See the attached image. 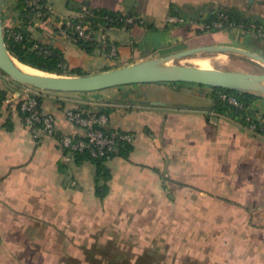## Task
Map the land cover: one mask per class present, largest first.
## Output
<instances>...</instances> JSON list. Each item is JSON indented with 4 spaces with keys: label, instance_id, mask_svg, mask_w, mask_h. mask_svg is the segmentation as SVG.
Returning a JSON list of instances; mask_svg holds the SVG:
<instances>
[{
    "label": "crops",
    "instance_id": "obj_1",
    "mask_svg": "<svg viewBox=\"0 0 264 264\" xmlns=\"http://www.w3.org/2000/svg\"><path fill=\"white\" fill-rule=\"evenodd\" d=\"M47 3L57 11L63 5L75 11L86 3L134 12L144 20L130 29L108 30L119 48V60L113 62L105 50H88L58 36L52 26L21 16L19 0L1 1L3 24L60 50L67 75L97 73L205 44L264 50V40L248 28L205 31L188 22L167 21L170 15L208 20L213 11L224 9L248 24L264 26V0ZM15 86L0 72V264H71L83 260L88 233L105 234V229L138 245H171L166 257L176 264H264L263 135L219 112L215 101L190 110L160 102L157 96L134 95L126 98L128 103L124 97L134 89L131 85L45 95L41 106L55 115L61 132L84 135L83 128L67 119L66 110L85 105L106 114L108 127L134 134L128 156L106 159L110 178L97 182L93 161L78 160L54 136L33 139L18 106L6 101ZM251 106L264 115V99ZM105 183L108 192L101 197L97 186Z\"/></svg>",
    "mask_w": 264,
    "mask_h": 264
},
{
    "label": "built area",
    "instance_id": "obj_2",
    "mask_svg": "<svg viewBox=\"0 0 264 264\" xmlns=\"http://www.w3.org/2000/svg\"><path fill=\"white\" fill-rule=\"evenodd\" d=\"M23 1L27 9L26 17L52 26L58 36L69 42L79 45L83 43L105 50L113 62L119 60V48L110 38L108 30L110 28L130 29L144 23L142 18L131 14L118 17L105 16L99 19L94 8L86 3L68 15H56L55 11L48 5L47 0ZM167 21L174 24L188 22L205 31L248 28L264 40V26L238 21L232 17L229 11L224 9L213 11L212 17L208 20L186 19L182 16L170 15ZM7 32L16 41L23 39L24 31L22 29L10 26L7 28ZM34 49L40 53H50V47L41 43H36ZM60 66L65 67V63H61ZM39 95L42 94L33 90L29 85L17 84V86L12 87L11 94L6 99L8 103H15L18 106L24 125L35 141H39L45 136H54L61 147L71 154L88 153L92 158L105 157L110 153L117 152L120 144H132L134 142V134L131 131L108 127L106 114L95 109L82 107L68 108L66 117L74 125L83 128L84 135L75 136L61 132L57 127L55 115L44 111L41 107ZM220 98L236 109L242 110L244 107V103L232 94L222 93ZM237 121L248 131L264 136V115L261 113L255 111V117L247 115L245 123Z\"/></svg>",
    "mask_w": 264,
    "mask_h": 264
},
{
    "label": "water",
    "instance_id": "obj_3",
    "mask_svg": "<svg viewBox=\"0 0 264 264\" xmlns=\"http://www.w3.org/2000/svg\"><path fill=\"white\" fill-rule=\"evenodd\" d=\"M214 53L238 55L264 66V56L255 51L230 44L214 43L185 48L91 74L67 75L45 71L31 73L19 65L20 61L8 49L0 0V71L16 84L57 92H93L139 83L189 82L248 93L264 99V72L253 73L177 63L183 57Z\"/></svg>",
    "mask_w": 264,
    "mask_h": 264
},
{
    "label": "rangeland",
    "instance_id": "obj_4",
    "mask_svg": "<svg viewBox=\"0 0 264 264\" xmlns=\"http://www.w3.org/2000/svg\"><path fill=\"white\" fill-rule=\"evenodd\" d=\"M5 3H9V0H1ZM6 5V4H5ZM7 7V6H6ZM55 9L56 15H68L72 12L65 8L63 5L62 9L58 11ZM39 22V21H38ZM223 31V30H217ZM259 54L264 56V50L259 49ZM214 58V64L212 67H217L227 70H243L253 73H263L264 66L256 61L246 59L238 55H229L222 53L198 55ZM196 56V57H198ZM190 57H185L177 61L179 64H190ZM220 58V60H217ZM1 72V71H0ZM130 85L116 86L126 87ZM133 90L127 92L129 96H125L126 102H130L131 97L143 96L151 97L157 96L160 102H167L169 105H174L182 109H197V108H208L215 101L214 87L208 85H199L196 83L189 82H154V83H139L131 84ZM33 90L40 92L43 96L47 94H56L63 96L75 95L77 92H57L50 90H41L37 87L30 86ZM115 87L108 88L111 90ZM128 89V88H124ZM123 91V90H122ZM125 91V90H124ZM95 92V91H93ZM82 93V92H80ZM135 95V96H134ZM212 97V98H211ZM214 97V99H213ZM127 98V99H126ZM239 99V98H238ZM257 99H261L258 98ZM241 100V99H240ZM256 100V99H255ZM138 104L140 102L138 101ZM145 104V103H144ZM253 109V106H251ZM254 110V109H253ZM255 111V110H254ZM255 115V113H254ZM239 123V122H238ZM241 124V123H240ZM105 229L106 233L89 232L88 243L86 244L85 254L82 252V259H73L71 264H115V261L121 264H176L175 259H169L166 254H169L170 246L163 247L162 245L153 244H135L128 236L121 237L118 233L115 234L113 230ZM169 232H173V229H168ZM180 233V232H179ZM173 234H171L172 237ZM177 233H175L176 237ZM85 246V245H84ZM83 246V247H84ZM157 247V248H156ZM155 248L152 253H148L147 250ZM83 251V250H82ZM163 251V252H162ZM72 253H78V250L72 249ZM87 253V254H86ZM174 256V255H173ZM85 259V260H84ZM114 259V262H113ZM190 264L189 261L184 263ZM117 264V263H116Z\"/></svg>",
    "mask_w": 264,
    "mask_h": 264
},
{
    "label": "trees",
    "instance_id": "obj_5",
    "mask_svg": "<svg viewBox=\"0 0 264 264\" xmlns=\"http://www.w3.org/2000/svg\"><path fill=\"white\" fill-rule=\"evenodd\" d=\"M17 10L19 11L21 16L23 17L26 16L27 9L25 8V3L23 0H19ZM94 12L99 19H102L105 16L118 17V16L125 15V14L136 15L134 12L121 13V12L113 11L107 8H94ZM232 17L238 21H243L242 19H239L238 17H235L234 15H232ZM3 20H4V17H3ZM102 21L109 22L105 20H102ZM8 27H10V25H6L4 23L5 39H6L8 49L21 63H24L38 70L49 72V73L68 74L65 71V67L60 66L61 63H65V59L60 50L49 46L50 47L49 54L40 53L37 49H34V45L37 42L30 35H28V33L24 32L23 39L21 41H16L7 32ZM15 28L20 29L19 27H15ZM80 45L86 47L88 50L93 47V46L83 44V43H81ZM77 72L79 75L83 74L81 71H77ZM214 92H215V108L219 112L223 114H228L232 118L239 120L242 123H245V118L247 115H251L255 117L254 115L255 111L252 109L251 104L253 103L255 99H257L256 96H253L248 93H242V92L220 88V87H214ZM222 93L232 94L236 96L237 98L241 99V101L244 103L243 109L242 110L236 109L235 107H233L226 101H223L220 98V94ZM2 96L4 97V94ZM38 99L41 104L44 99V96L39 95ZM73 107H82L84 109L87 108L85 105H77ZM131 148H132V144L122 143L119 145V150L117 152L110 153L109 155L105 157L92 158L88 153H76L75 156L77 157L78 160L87 159V160L93 161V163L97 167V171H96L97 182L101 178H103L106 182L109 180L110 176L106 170L104 161L108 159L109 157L114 156L119 153L127 157L128 152L131 150ZM107 192H108V186L106 185V183L103 184L102 186L100 185L97 186V194L99 196L104 197L106 196ZM113 262H114V259H113ZM116 263L121 264L115 261V264Z\"/></svg>",
    "mask_w": 264,
    "mask_h": 264
},
{
    "label": "bare ground",
    "instance_id": "obj_6",
    "mask_svg": "<svg viewBox=\"0 0 264 264\" xmlns=\"http://www.w3.org/2000/svg\"><path fill=\"white\" fill-rule=\"evenodd\" d=\"M185 58V57H183ZM189 59V58H188ZM214 58L212 57H206V56H198V57H190L189 59V63L191 65H194V66H200V67H205V68H210L213 66V62H214ZM217 60H220V58H217ZM19 65L25 70V71H28V72H31V73H43V71H40L36 68H33L31 66H28L24 63H19Z\"/></svg>",
    "mask_w": 264,
    "mask_h": 264
}]
</instances>
